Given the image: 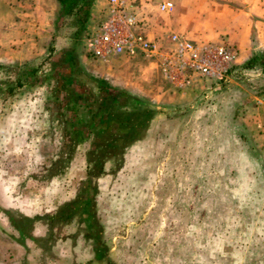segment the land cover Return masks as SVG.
Here are the masks:
<instances>
[{
	"label": "rangeland",
	"instance_id": "obj_1",
	"mask_svg": "<svg viewBox=\"0 0 264 264\" xmlns=\"http://www.w3.org/2000/svg\"><path fill=\"white\" fill-rule=\"evenodd\" d=\"M57 12L49 40L35 44V54L0 63L29 61L28 71L35 66L48 51ZM52 42L56 50L65 45L60 37ZM228 46L237 56L226 81L189 106L164 108L149 132L98 171L94 213L112 264H264V120L257 133H239L240 113L255 105L254 95H264V68L238 67L247 57ZM135 56L119 77L133 82L135 95L148 99L160 76L144 80L141 55ZM82 57L79 51L85 74L109 82ZM55 69L45 64L47 77L30 76L10 94L6 79L12 75L0 74V225L9 222L3 217L4 185L19 194L31 183L36 194L52 161L50 176L56 181L82 175L79 164H72L77 155L66 149L81 140L92 109L75 82L67 83L64 69ZM56 73L64 79L56 81ZM90 137H85L86 149ZM0 233L9 238L1 226Z\"/></svg>",
	"mask_w": 264,
	"mask_h": 264
},
{
	"label": "crops",
	"instance_id": "obj_2",
	"mask_svg": "<svg viewBox=\"0 0 264 264\" xmlns=\"http://www.w3.org/2000/svg\"><path fill=\"white\" fill-rule=\"evenodd\" d=\"M130 1L138 4L147 35L159 44L167 42V37L176 32L197 42L233 45L242 59L254 50L264 49V0ZM164 1L173 3L170 11L159 9ZM105 3L106 0H93L86 30L92 28ZM57 8V0H0V60L32 56L36 53L38 42L46 44ZM136 58L135 55H117L104 61L85 59L83 63L100 70L104 76L108 75L110 83L103 79L104 82L138 98L142 106H147V120L141 133L149 132L152 120L161 119L164 108L189 106L198 97L210 92V83L196 78L183 89H172L153 60L141 56L142 78L147 80L155 74L160 76V80L151 85L154 93H147L148 99L135 95L134 88L130 87L133 82L125 81V77L119 75L125 73L123 66L131 65ZM263 96L254 95L255 105L245 106L247 110L240 113L244 124L239 133H257V126L264 120ZM256 97L262 98V102ZM138 107V103L133 104L128 111ZM85 135L82 133L81 140L79 138L76 144L66 145L68 155H77L76 162L70 164H79L81 177L76 180L62 179L63 183L61 179L56 181L54 173H51L54 170L52 161L44 177L45 182L40 184L41 191L35 188L38 194L32 192L31 183H26V190L19 194L14 188L9 187L8 190L4 185L3 211L7 213L4 212L3 217L9 222L3 221L0 226L9 238L0 233V264H112L106 247L99 241L101 232L96 225L94 210L96 194L101 188L98 171H103L104 163L116 156L105 155L102 160L90 159L87 162L86 154L90 147H85ZM125 148L122 147L115 155ZM18 181L15 180V186ZM84 196L90 198L89 204L85 203ZM59 213L66 219L54 225L48 224L47 219Z\"/></svg>",
	"mask_w": 264,
	"mask_h": 264
},
{
	"label": "trees",
	"instance_id": "obj_3",
	"mask_svg": "<svg viewBox=\"0 0 264 264\" xmlns=\"http://www.w3.org/2000/svg\"><path fill=\"white\" fill-rule=\"evenodd\" d=\"M57 3L59 8L53 23L51 43L47 53L38 59L35 66H31L28 71L29 61L13 65L0 63V74L12 75L6 79V91L10 94L15 88L22 87L30 76L47 77V73L42 71L45 64L53 70L56 67L59 70L64 69L67 83L75 82L76 88L87 95V100L89 98L88 106L90 105L92 109L88 120L84 122L85 137L89 138L91 135L90 148L86 154L87 162L90 159L102 160L105 155L115 156L122 147L140 139L143 125L147 120V106H142L138 98H133L125 91L114 88L102 80L89 77L80 69L78 54L93 0H57ZM54 37L65 40L62 49H55L52 42ZM254 65L264 68V49L252 51L246 60L237 66L250 69ZM2 69L4 72H1ZM56 74V81L64 79V74ZM77 98L82 99V95ZM136 103L139 107L129 112L131 105ZM84 200L86 204L90 203L88 196H84ZM63 219L66 217L59 213L47 220L48 224L54 225Z\"/></svg>",
	"mask_w": 264,
	"mask_h": 264
},
{
	"label": "built area",
	"instance_id": "obj_4",
	"mask_svg": "<svg viewBox=\"0 0 264 264\" xmlns=\"http://www.w3.org/2000/svg\"><path fill=\"white\" fill-rule=\"evenodd\" d=\"M137 7L130 0H106L103 12L84 33L81 55L90 61L141 55L153 60L174 90L183 89L194 78L208 81L211 87L227 80L236 61L235 49L223 43L189 40L176 32L167 37V42L159 44L147 35ZM172 8L170 1L159 5L161 11Z\"/></svg>",
	"mask_w": 264,
	"mask_h": 264
}]
</instances>
